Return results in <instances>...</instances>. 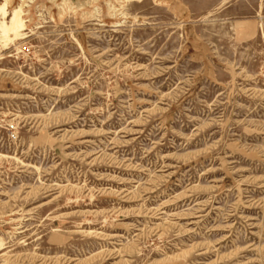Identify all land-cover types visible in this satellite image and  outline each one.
<instances>
[{"label": "rangeland", "instance_id": "obj_1", "mask_svg": "<svg viewBox=\"0 0 264 264\" xmlns=\"http://www.w3.org/2000/svg\"><path fill=\"white\" fill-rule=\"evenodd\" d=\"M2 5L0 264H264V0Z\"/></svg>", "mask_w": 264, "mask_h": 264}, {"label": "bare ground", "instance_id": "obj_2", "mask_svg": "<svg viewBox=\"0 0 264 264\" xmlns=\"http://www.w3.org/2000/svg\"><path fill=\"white\" fill-rule=\"evenodd\" d=\"M4 9H5L4 5H2L0 7V10L3 11ZM22 26H23V22L22 19L20 18V9H14L10 23L6 24L5 22H2L0 24V34L2 38L6 41L9 37L8 36L9 33H12L13 37H16L18 35V31L22 28Z\"/></svg>", "mask_w": 264, "mask_h": 264}]
</instances>
